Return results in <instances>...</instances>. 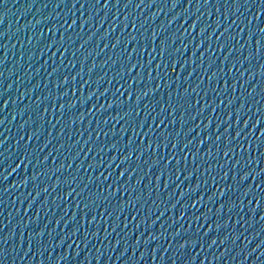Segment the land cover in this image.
Instances as JSON below:
<instances>
[{
    "label": "water",
    "instance_id": "obj_1",
    "mask_svg": "<svg viewBox=\"0 0 264 264\" xmlns=\"http://www.w3.org/2000/svg\"><path fill=\"white\" fill-rule=\"evenodd\" d=\"M0 264H264V0H0Z\"/></svg>",
    "mask_w": 264,
    "mask_h": 264
}]
</instances>
